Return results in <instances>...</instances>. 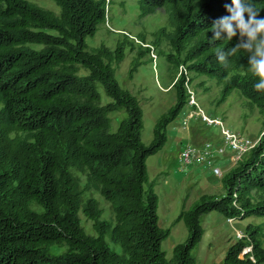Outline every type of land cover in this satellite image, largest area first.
<instances>
[{"label": "trees", "instance_id": "obj_1", "mask_svg": "<svg viewBox=\"0 0 264 264\" xmlns=\"http://www.w3.org/2000/svg\"><path fill=\"white\" fill-rule=\"evenodd\" d=\"M54 1L60 15L28 0H0V264H196L193 250L204 234L205 214L264 217V199L252 198L253 190H264L263 139L249 158L222 177L224 195L204 193L181 211L177 221L185 223L188 236L167 258L162 243L170 228L159 225V195L147 160L164 148L169 125L187 104L186 76L175 83L176 103L158 117L153 139L145 144L141 101L116 79L125 45L111 50L103 45L89 49L87 44L106 21V0ZM241 4L253 12L260 9L256 19L264 20V0ZM139 5L141 17L161 8L173 17L177 31L170 40L174 53L166 54L169 62L177 67L190 62L189 70L223 81V101L239 90L264 115V90L254 87L258 76L246 72L225 80L236 63L251 65L264 40V33L250 39L235 22V35L229 39L223 21L231 19L234 0H140ZM244 16L251 18L248 11ZM194 39L198 43L185 52ZM32 43L42 48L30 49ZM249 44L250 49L243 47ZM140 65L133 62L130 77ZM81 67L88 70L86 75L79 74ZM98 84L109 98L105 104ZM119 111L126 117L111 131L109 114ZM20 132L31 140L11 138ZM74 164L87 169L115 210L113 224L102 219L96 199L85 202L83 211L96 235L80 224L81 196L70 173ZM247 231L251 240L234 242L224 264L264 262L260 230L249 226ZM108 236L120 249L111 247ZM53 245L66 250L53 252ZM247 245L252 253L242 255Z\"/></svg>", "mask_w": 264, "mask_h": 264}, {"label": "rangeland", "instance_id": "obj_2", "mask_svg": "<svg viewBox=\"0 0 264 264\" xmlns=\"http://www.w3.org/2000/svg\"><path fill=\"white\" fill-rule=\"evenodd\" d=\"M45 9L61 14V7L54 0H28ZM140 0H106L107 19L99 26L94 37L87 38L89 49L101 45L114 50L117 46L125 45V58L117 65L116 79L119 84L129 89L139 97L143 108L144 128L142 140L150 144L153 139L154 126L158 117L167 112L176 103L175 83L181 75L186 74L189 79L187 94L194 95V105L187 104L179 116L168 127V141L163 149L150 156L147 160L150 180L155 182V191L159 195V225L162 228H170V235L162 243V249L168 259L173 256V248L178 243L186 240L188 230L183 221L177 218L184 208H189L204 193L222 196L226 193L223 187L222 177L231 169L235 168L229 158L230 151L226 155L216 154L212 158V164L206 162L203 154L208 142L219 146L221 133L218 127L204 125L198 112L203 111L211 117H221L226 126L237 133L257 139L264 131L262 124L264 115L250 100L244 97L239 90H234L224 101L222 100L223 81L206 74H198L189 70L191 64H181L177 67L167 60L166 54L173 52L170 43L177 31V25L171 14L165 8L158 9L154 14L140 16ZM0 4V8H2ZM198 43L197 39L185 45V52ZM256 44V42H254ZM30 49H41L39 44H29ZM157 58L155 69L152 61V51ZM185 53L181 57L184 60ZM138 61L141 65L130 77V69L133 62ZM251 65L236 63L229 79L234 74H245L251 71ZM88 70L80 69V75H86ZM224 80V81H225ZM98 90L102 95V104L109 101L104 88L98 84ZM192 92V93H191ZM192 99V98H191ZM3 104L0 98V113ZM195 113L193 119H188L189 113ZM111 131H116L122 119L126 117L125 111L112 112ZM189 121V129L183 128L182 124ZM16 141L31 140L30 134L13 133ZM193 147L197 151V158L192 164L186 165L180 162L181 152L187 147ZM249 158L246 155L245 160ZM220 167L222 176H216L212 168ZM71 177L78 184V196H81V209L78 217L81 226L90 235H96L93 221L84 213L85 202L94 198L98 201L102 210V219L115 224V210L113 205L100 193L97 183L88 175L85 168L76 164L70 168ZM254 202L264 199V190H253ZM32 207L37 211L42 208L33 203ZM222 213L212 211L202 217L204 234L201 241L193 250L196 264H224V258L229 247L236 241L246 239L250 241L249 226L260 230L259 240L264 247V217L248 216L229 221ZM241 236V237H240ZM248 236V237H245ZM107 240L112 248L120 249L110 236ZM65 246H51V251L62 253ZM261 264H264L261 263Z\"/></svg>", "mask_w": 264, "mask_h": 264}, {"label": "built area", "instance_id": "obj_3", "mask_svg": "<svg viewBox=\"0 0 264 264\" xmlns=\"http://www.w3.org/2000/svg\"><path fill=\"white\" fill-rule=\"evenodd\" d=\"M107 19V18H106ZM152 51V57H153V65L156 69L157 67V58L156 54L154 53V50ZM182 70L184 69L187 72L186 67L184 65H181ZM186 76V74H184ZM189 79L186 76L185 80V88L188 87ZM187 91V90H186ZM192 93V92H191ZM192 98V99H191ZM194 95L192 96L188 94V104H195L194 103ZM198 112V116L195 113H189L188 119H193L195 116L200 118L202 123L204 125H207L208 127H218L220 129L221 133V144L219 146H215V144L208 142L205 145V149L203 150V154L206 157V162L209 164H212V158L218 154V155H226L227 152H231L229 155V158L233 164H235V167H237L240 163L245 161L246 155L248 157L251 156L254 148H256L264 139V131L260 134V136L257 139L250 138L248 136L242 135L241 133L234 132L230 130L226 124L225 121L221 117H211L208 114H206L203 111H195ZM183 128L189 129L190 124L189 121H185L182 124ZM217 157V156H215ZM197 158V151L190 146H187L180 154L179 160L180 162H184L186 165L192 164L195 159ZM213 173L216 176H222V169L220 167H214L212 168ZM234 196L236 197L237 194L235 193ZM238 206V205H237ZM239 207V206H238ZM229 221L236 220L235 217L229 218ZM241 237V236H240ZM248 237V236H245ZM252 245H247L243 251L242 255L252 253ZM250 257L255 261L254 257L250 255Z\"/></svg>", "mask_w": 264, "mask_h": 264}, {"label": "clouds", "instance_id": "obj_4", "mask_svg": "<svg viewBox=\"0 0 264 264\" xmlns=\"http://www.w3.org/2000/svg\"><path fill=\"white\" fill-rule=\"evenodd\" d=\"M236 5L233 11L231 19H225L223 21L224 28L227 29L229 34V39L235 35V28L233 22H235L236 27H238L242 34H247L250 39L255 40L258 33H264V20L256 19V15L260 9L257 8L256 12H253L251 8H246L241 4V0H234ZM248 11L251 14L249 20L245 19L244 13ZM217 25L214 24V29ZM219 37V33H216V37ZM246 49L251 48V44L243 45ZM235 51V49L233 50ZM219 53V50H217ZM258 57V58H257ZM219 59L221 62H224V56L220 55ZM251 64V71L254 75L259 77V82L254 85L256 90H264V40L260 41V44L256 50V56H253L249 62Z\"/></svg>", "mask_w": 264, "mask_h": 264}]
</instances>
